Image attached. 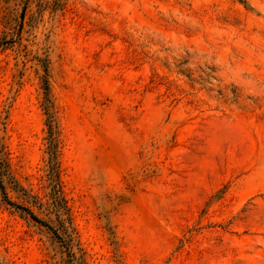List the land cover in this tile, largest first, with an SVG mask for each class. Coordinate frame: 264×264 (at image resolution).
I'll use <instances>...</instances> for the list:
<instances>
[{
  "label": "rangeland",
  "instance_id": "rangeland-1",
  "mask_svg": "<svg viewBox=\"0 0 264 264\" xmlns=\"http://www.w3.org/2000/svg\"><path fill=\"white\" fill-rule=\"evenodd\" d=\"M0 185V264H264V0H0Z\"/></svg>",
  "mask_w": 264,
  "mask_h": 264
},
{
  "label": "trees",
  "instance_id": "trees-1",
  "mask_svg": "<svg viewBox=\"0 0 264 264\" xmlns=\"http://www.w3.org/2000/svg\"><path fill=\"white\" fill-rule=\"evenodd\" d=\"M45 97L43 102V110L46 115V125L48 127V136H47V145H46V153L48 155L47 158V177L50 186V200L53 210L60 222L64 221L63 216H68V208L66 206V201L62 195L61 184L59 180V163L57 161V143L54 133V125H53V117L50 109L52 107L49 96H48V86L45 81ZM0 189L3 191L2 185H0ZM8 205H12L17 209L26 212L29 217L36 223L40 225H45L40 219H38L33 213L29 212L27 209L23 207H17L10 201H6Z\"/></svg>",
  "mask_w": 264,
  "mask_h": 264
}]
</instances>
